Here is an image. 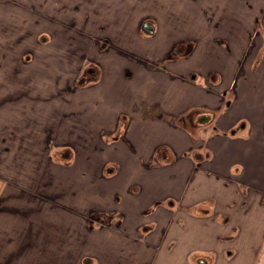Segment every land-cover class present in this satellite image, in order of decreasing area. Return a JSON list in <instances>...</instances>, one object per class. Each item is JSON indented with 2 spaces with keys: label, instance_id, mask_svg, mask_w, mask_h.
Returning <instances> with one entry per match:
<instances>
[{
  "label": "crops",
  "instance_id": "obj_1",
  "mask_svg": "<svg viewBox=\"0 0 264 264\" xmlns=\"http://www.w3.org/2000/svg\"><path fill=\"white\" fill-rule=\"evenodd\" d=\"M151 4L160 15L176 12L163 15L168 29L146 9L134 14ZM211 5L231 47L225 88L233 95L206 93L176 62L192 54L200 6ZM93 65L96 79L81 80ZM166 96L179 114L201 98L211 109L195 123L207 114L215 124L206 158L188 156L184 177L182 168L145 174L155 138L192 147L180 124L150 120V99L162 105ZM137 146L146 153L136 155ZM152 185L160 190L141 202ZM117 193L137 201L141 222L116 225L129 233L157 226L127 234L121 254L102 222H90L116 211L107 202ZM262 200L264 0H0V264H141L142 250L147 264L200 263L199 253L208 264H264Z\"/></svg>",
  "mask_w": 264,
  "mask_h": 264
},
{
  "label": "rangeland",
  "instance_id": "obj_2",
  "mask_svg": "<svg viewBox=\"0 0 264 264\" xmlns=\"http://www.w3.org/2000/svg\"><path fill=\"white\" fill-rule=\"evenodd\" d=\"M145 9L148 11L149 16H151L158 23V27L161 29L162 28L168 29V26H169V22L165 21V19L163 18V15L168 17L171 14V11L174 15L176 13L175 11L168 8L163 12V15H160L157 12V8L153 4H151L147 8H144V7L137 8V9L133 8L134 14L143 12L145 11ZM217 13H219V9L214 8L213 5L209 7L200 6L199 23H198L199 25L198 39L195 40V43H192L194 47L192 54L185 55L184 53H182V51H184L185 48H187V46L185 44H181V45H178L177 47L172 48L171 51L168 53V56L166 57L165 60H170L172 57L171 55L174 52L182 53V55H179L177 59L179 61H176V62L180 63L182 66H185V67L187 66L190 69H192L189 72V74L187 73L188 78L200 84L204 88L206 93L212 92L214 90L216 91L224 90V92L227 95H233L235 91L233 90V87L229 88L228 90L227 88H225L227 84V77H228L227 67L230 61H232L231 59H229L228 54H226L225 52H227L228 47L230 49L231 47L230 45H228L229 44L228 40L223 37L222 30L217 29L221 27V22H220L221 19ZM23 50H25V47ZM161 63H165V62L162 61ZM169 64L170 63H167V65ZM179 68L180 70L183 69L181 67ZM178 72L181 73L182 75V72H184V70H181ZM199 99L201 98H192L191 104L184 110V112H181L182 114H179L178 109H176L177 113L173 110H169L171 109V107H170L168 96H166L165 98H163V100H161L162 105L164 106V108L167 109L166 110L167 113H165L164 111H161V109H163L161 104L159 105V104L154 103L155 99L153 98L150 99V101H152L150 102V106L148 109V111H150V114L152 116L150 120L152 122H156L155 120H159L160 118V120L166 121L168 124L169 123L180 124L185 131L187 130L191 143H192V147H190L189 149H185V150L177 149V148H173V146L170 144L169 140L167 139V136H161L162 139H164L162 143H156L157 140L155 138L151 142L154 144L155 147L151 146L150 152L151 153H153V151L157 152L156 153L157 157L153 156L149 162H146L144 164L145 168L149 170L148 172H145V174L149 175L150 177H153L155 175H158L159 177H168L169 175H171V173L175 174V171H178L179 168H182V177H184L189 168L188 166L185 165L189 158L188 156H194L199 159L206 158L207 153H208L207 145H208V142L211 141L212 139L211 133H213L214 131L215 124L213 121H208V122L198 121L195 123L194 117H196L198 113H204L205 112L204 110L211 109L209 108V104H207L206 102H201V103L197 102V100ZM135 107H136L135 110L137 111L139 108L138 105H136ZM136 111H135V114L137 115ZM203 115H207V114H203ZM134 120H136L135 117H134ZM125 121L126 120L124 119V122ZM129 122L132 123L131 115L129 116V119H128V123ZM137 151L140 154L146 153L142 148H139L138 146L136 147V155H138ZM73 155H74V152L71 153V157H70L71 159L73 158ZM61 159L63 160V157H61ZM121 173L125 175L127 173V170L124 169ZM137 174L138 172L136 170L133 176L134 180H137V176H136ZM136 186L137 185H135L134 188ZM159 186L160 185L150 186L149 190L146 191L144 199H141V202H145V203L149 202L148 198L151 197L152 193H157L160 190ZM131 190L134 192V196L139 194V190L137 189V187L135 189L131 188ZM126 196H127L126 193H123V194L117 193L113 200H112V197H109L110 199L107 203L109 207L116 208V211H114V213L110 212L108 214L106 212L107 215L106 213H103V215L101 216L96 215L97 217L92 216L93 214L90 215L91 223L93 222L94 218L99 219V221L102 222L103 226L105 227V228L103 226L101 227L103 228L102 231H104L105 234L108 233V235L116 241L115 245H118L116 247V250L119 248V252H118L119 254H121L120 252L121 251V239L123 238L125 239L127 234L128 235L135 234V235L140 236V235L145 234V230H152V227H157V226H152V227L151 226H141L140 230L138 231L136 230L133 233L131 231L129 233L127 232L128 230L125 228V226L120 227L116 225V223L121 222V220H124L126 222L127 218H129V220L131 222H134L135 224L138 222H141L139 218L140 216L138 215V211L136 207H134L133 205V203H135L136 205L137 201L136 202L126 201V203H124ZM129 196L130 195H128L127 197ZM66 198L56 199V201L57 203H60L61 205H65ZM75 198H77V196H74V198H72L71 196L70 199H67V200H69L71 203H74ZM262 202L264 203V200H262ZM167 203L169 204L168 201ZM125 207H126L125 211H127L128 216H126V214L122 212L125 209ZM133 207H134V210L132 209ZM74 219H77V218H75L74 216ZM77 222H80L79 217L77 219ZM156 222L158 223V220L153 221V223H156ZM111 223L115 225L112 226ZM87 227L93 229V231L96 233L94 228L99 227V226L89 225ZM75 234L76 235H74V237H79L78 232H76ZM154 236H157V235H154ZM157 239H158L157 237H154V240L156 242H157ZM139 248L145 249L144 247H140V246ZM138 250H141V249H138ZM142 251H140V253L138 252V255L144 261V262H141V264H147L148 253H146L145 251L143 252ZM143 254L146 255V258L142 256ZM112 255H113L112 257L115 258L116 252L114 251V247H113ZM199 255H201L200 257L202 258V261L204 262V264H208L207 263L208 258L206 257V255L204 253L203 254L199 253ZM87 260L92 261L93 259L87 258ZM192 260L194 259L192 258ZM193 264H201V262L199 263V261L197 262L196 260H194ZM211 264H212V260H211Z\"/></svg>",
  "mask_w": 264,
  "mask_h": 264
},
{
  "label": "trees",
  "instance_id": "obj_3",
  "mask_svg": "<svg viewBox=\"0 0 264 264\" xmlns=\"http://www.w3.org/2000/svg\"><path fill=\"white\" fill-rule=\"evenodd\" d=\"M175 55H176L175 52L172 53V55H171L172 57L171 58L176 57ZM98 71H99L98 67L95 66V65L87 67V71L84 72V74L81 77V80H83V81L84 80H86V81L95 80L97 75H98Z\"/></svg>",
  "mask_w": 264,
  "mask_h": 264
},
{
  "label": "water",
  "instance_id": "obj_4",
  "mask_svg": "<svg viewBox=\"0 0 264 264\" xmlns=\"http://www.w3.org/2000/svg\"><path fill=\"white\" fill-rule=\"evenodd\" d=\"M148 26L150 27L149 24H145V27H146V28H147ZM147 30H148V28H147ZM207 120H208V115H204V116L201 117V121H202V122H205V121H207ZM201 264H204V262L201 261Z\"/></svg>",
  "mask_w": 264,
  "mask_h": 264
},
{
  "label": "flooded vegetation",
  "instance_id": "obj_5",
  "mask_svg": "<svg viewBox=\"0 0 264 264\" xmlns=\"http://www.w3.org/2000/svg\"><path fill=\"white\" fill-rule=\"evenodd\" d=\"M186 49V48H185Z\"/></svg>",
  "mask_w": 264,
  "mask_h": 264
}]
</instances>
